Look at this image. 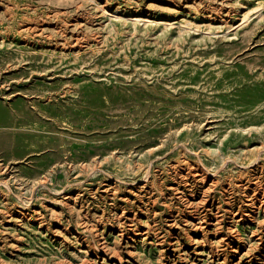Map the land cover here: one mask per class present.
<instances>
[{"label": "rangeland", "instance_id": "obj_1", "mask_svg": "<svg viewBox=\"0 0 264 264\" xmlns=\"http://www.w3.org/2000/svg\"><path fill=\"white\" fill-rule=\"evenodd\" d=\"M263 200L264 0H0V264H264Z\"/></svg>", "mask_w": 264, "mask_h": 264}, {"label": "bare ground", "instance_id": "obj_2", "mask_svg": "<svg viewBox=\"0 0 264 264\" xmlns=\"http://www.w3.org/2000/svg\"><path fill=\"white\" fill-rule=\"evenodd\" d=\"M261 197V196H260ZM263 198V197H262ZM264 201V200H263Z\"/></svg>", "mask_w": 264, "mask_h": 264}]
</instances>
